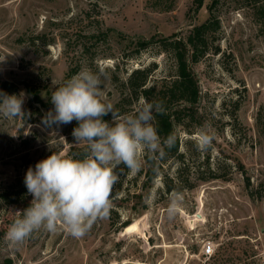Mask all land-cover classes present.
I'll return each instance as SVG.
<instances>
[{"label":"rangeland","instance_id":"rangeland-1","mask_svg":"<svg viewBox=\"0 0 264 264\" xmlns=\"http://www.w3.org/2000/svg\"><path fill=\"white\" fill-rule=\"evenodd\" d=\"M211 2L0 0V92L23 93L28 114L0 115V264H264V0H219L213 15L220 26L208 49L195 54L188 45L199 96L174 125L183 156L157 164L151 186L143 185L144 158L136 173L121 165L107 218L83 237L58 227L16 247L5 240L33 199L24 184L28 168L52 152L86 150L74 144L77 121L42 123L54 110L52 92L89 68L101 75L103 102L118 115L133 114L142 97L127 95L129 73L149 69L147 84L158 88L173 80L176 59L162 40H187L212 16ZM201 128L215 135L208 151L196 147ZM165 181L183 188L171 219L175 191H166ZM207 244L212 255L204 252Z\"/></svg>","mask_w":264,"mask_h":264},{"label":"clouds","instance_id":"clouds-1","mask_svg":"<svg viewBox=\"0 0 264 264\" xmlns=\"http://www.w3.org/2000/svg\"><path fill=\"white\" fill-rule=\"evenodd\" d=\"M101 96V75L89 68H83L52 92L54 110L44 116L42 123L51 128L77 121L72 131L74 144H83L86 150L82 158L52 152L34 168H28L24 184L33 199L7 229L5 240L10 246L23 244L41 229L55 232L63 227L74 238L83 237L98 219L108 216L110 197L120 178L116 169L123 165L136 173L145 155L162 158L166 148L175 146L174 134L161 142L154 123V113L165 111L162 102L141 98L133 114L118 115ZM23 103V93L17 96L0 92V115L13 120L26 118ZM109 114L111 123L104 119ZM214 139V133L201 128L196 137L197 149L208 151ZM182 202V193L171 194L169 219L178 213Z\"/></svg>","mask_w":264,"mask_h":264},{"label":"trees","instance_id":"trees-1","mask_svg":"<svg viewBox=\"0 0 264 264\" xmlns=\"http://www.w3.org/2000/svg\"><path fill=\"white\" fill-rule=\"evenodd\" d=\"M198 6H203L204 0H196ZM254 4L260 3L261 0H252ZM219 0H212L208 5V9L211 12V17L205 22L195 26L194 30L188 36L187 40L182 38L170 37L162 40L163 49L167 52H172L175 56L177 63V74L173 80L168 81L158 88L156 85L149 86L148 78L150 70L147 68L134 69L131 71L126 80V86L128 89V96L134 97L135 99L145 98L149 102H162L165 111L163 114H155V126L157 127L158 134L161 138V142L170 134H174V125L177 122H181L182 111H187L197 101L199 96V86L195 79L194 73L190 67L189 53L191 49L196 52H204L208 49V40L210 35L220 26V20L214 18V9ZM264 7V6H260ZM259 7V8H260ZM141 47L147 45L146 42H139ZM191 46V49L188 47ZM125 98H123L124 100ZM183 100L186 102L184 106H174L176 102ZM110 116H105L104 119L110 121ZM176 136V135H175ZM177 137V136H176ZM79 148H72L76 150ZM166 155L162 158L151 159L147 155L144 156L146 170H144L145 179L143 182L144 187L151 186L152 182L157 177L158 172L157 164L164 163L169 157L180 158L183 156L180 152V139L177 137V141L174 147L171 149H165ZM82 154H77V158H82ZM178 180V178H177ZM250 180L248 179V183ZM180 183H182L179 180ZM166 191L181 192L183 191L182 186L172 181L169 184L167 181ZM182 185V184H181Z\"/></svg>","mask_w":264,"mask_h":264},{"label":"built area","instance_id":"built-area-1","mask_svg":"<svg viewBox=\"0 0 264 264\" xmlns=\"http://www.w3.org/2000/svg\"><path fill=\"white\" fill-rule=\"evenodd\" d=\"M204 252L207 255H212L214 253V248H213L212 244H207L206 247H205Z\"/></svg>","mask_w":264,"mask_h":264}]
</instances>
